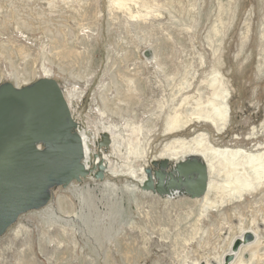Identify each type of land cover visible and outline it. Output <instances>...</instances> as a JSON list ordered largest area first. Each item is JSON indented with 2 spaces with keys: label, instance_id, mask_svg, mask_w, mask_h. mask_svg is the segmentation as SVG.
<instances>
[{
  "label": "rangeland",
  "instance_id": "1",
  "mask_svg": "<svg viewBox=\"0 0 264 264\" xmlns=\"http://www.w3.org/2000/svg\"><path fill=\"white\" fill-rule=\"evenodd\" d=\"M214 68L231 94L226 128L180 126L184 94L167 80L178 85L195 69L191 102ZM41 77L56 80L80 134L92 137L88 165L98 153L107 170L53 188L45 206L21 214L0 236V264H222L248 230L253 240L228 264H264V186L228 202L224 171H212L200 198L161 197L129 174H144L152 158L184 159L163 155L165 146L198 133L219 148L264 147V0H0V83ZM103 131L111 144L99 149Z\"/></svg>",
  "mask_w": 264,
  "mask_h": 264
},
{
  "label": "water",
  "instance_id": "2",
  "mask_svg": "<svg viewBox=\"0 0 264 264\" xmlns=\"http://www.w3.org/2000/svg\"><path fill=\"white\" fill-rule=\"evenodd\" d=\"M77 126L53 78L41 77L23 86L0 83V236L21 214L45 206L53 188L90 175L103 179L107 164L103 159L96 161L98 153L88 168L81 161L85 147ZM110 144L109 134L101 132L97 147L106 149ZM149 164L139 184L142 191L189 198L208 191L207 165L197 154L174 163L152 158ZM252 240L248 231L236 237L223 254L222 264L233 259L240 243Z\"/></svg>",
  "mask_w": 264,
  "mask_h": 264
},
{
  "label": "bare ground",
  "instance_id": "3",
  "mask_svg": "<svg viewBox=\"0 0 264 264\" xmlns=\"http://www.w3.org/2000/svg\"><path fill=\"white\" fill-rule=\"evenodd\" d=\"M147 13L150 12L148 11ZM128 14L129 16L132 15L129 12ZM156 15L158 16V14ZM196 74L197 71L195 69H191L189 71L186 70L181 80L177 82L178 85L175 86L173 85V80L170 82L167 80L169 86L173 88L172 91L174 94H184L183 96L186 104L184 106V113H186V118L185 121L180 124V126L182 124L184 125L185 123V125H188L193 121H203L207 122L216 133H221L226 128L229 121V98L231 94L226 85L223 84L221 71L214 68L209 77H205L198 82L195 91H193L194 95L197 96L190 102V100L185 96H189L192 88L194 89V80L196 78ZM133 80H135V78H133ZM175 115L176 116L174 118H171L172 121H174L178 116L181 117V115L177 114V112H175ZM81 136L85 146L84 158L88 163L90 161L91 155L90 144L92 142V137L86 133H81ZM175 140H179V145H175L174 143L167 144L163 150V155H181L185 157L187 154L191 153L200 154L199 157L202 158V160L207 165V192H209V190L215 184L214 180L212 178L210 179L209 176L212 171L215 174H219L221 171H224L226 178L223 180L226 181V185L228 186V190L226 189V191H228V202L233 200H241L244 194L257 191L259 188L264 186V147L262 149H254L255 151H247L240 148L234 149L230 147L219 148L209 143L208 135L205 133H198L189 139ZM104 157H106L105 154ZM100 159H103V157L99 155L97 156L96 161ZM93 161L95 162V159ZM103 161L106 164L104 159ZM219 165L220 168L218 167ZM142 170L143 169L140 168L141 175H137L134 170L129 172L130 176L134 177L138 184H140L141 181L145 179V175L143 174ZM135 189L139 188H137L136 185H132L131 190ZM203 205L205 209L212 207V205H210L209 199H206ZM245 232L246 231H243L242 235ZM242 235H239L238 237H241ZM239 263L245 264L241 258L239 259Z\"/></svg>",
  "mask_w": 264,
  "mask_h": 264
},
{
  "label": "crops",
  "instance_id": "4",
  "mask_svg": "<svg viewBox=\"0 0 264 264\" xmlns=\"http://www.w3.org/2000/svg\"><path fill=\"white\" fill-rule=\"evenodd\" d=\"M202 208H203L202 209V213L209 209V208L208 209H205L204 207H202Z\"/></svg>",
  "mask_w": 264,
  "mask_h": 264
},
{
  "label": "flooded vegetation",
  "instance_id": "5",
  "mask_svg": "<svg viewBox=\"0 0 264 264\" xmlns=\"http://www.w3.org/2000/svg\"><path fill=\"white\" fill-rule=\"evenodd\" d=\"M152 167V169H156L157 167H153V166H151Z\"/></svg>",
  "mask_w": 264,
  "mask_h": 264
}]
</instances>
